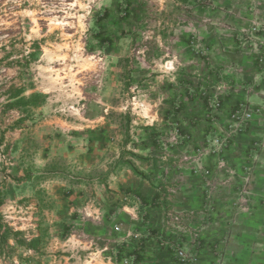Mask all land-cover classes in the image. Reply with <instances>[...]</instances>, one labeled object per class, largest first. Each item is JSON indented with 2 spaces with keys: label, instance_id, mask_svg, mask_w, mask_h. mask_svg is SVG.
<instances>
[{
  "label": "rangeland",
  "instance_id": "rangeland-1",
  "mask_svg": "<svg viewBox=\"0 0 264 264\" xmlns=\"http://www.w3.org/2000/svg\"><path fill=\"white\" fill-rule=\"evenodd\" d=\"M224 47L229 60L216 72ZM244 51H257L260 73L239 68ZM251 78L264 82V0H0V264H200L191 244H202L217 196L227 191L237 212L252 210L253 169L228 157L264 112L245 101L241 84ZM11 86L46 101L26 119L8 108ZM192 109L196 130L184 117ZM124 167L140 185L116 193ZM56 174L86 179L83 191L51 199L44 183ZM192 175L204 195L197 208L188 204ZM141 186L190 210L158 218ZM172 220L191 225L181 231L190 246L161 232ZM36 234L42 241L29 249ZM53 239L75 242L56 248Z\"/></svg>",
  "mask_w": 264,
  "mask_h": 264
},
{
  "label": "crops",
  "instance_id": "crops-1",
  "mask_svg": "<svg viewBox=\"0 0 264 264\" xmlns=\"http://www.w3.org/2000/svg\"><path fill=\"white\" fill-rule=\"evenodd\" d=\"M231 40H232V44H236L237 48L239 47L237 45H241L239 43L240 37L232 38ZM229 47L227 48L224 47L223 49H221L222 51L220 53L215 54V56L213 57V59H215L218 62L217 64H214V67L217 70L216 72L223 71L224 63L222 62H227L229 60V58L225 59V56L226 55L228 56L227 53L230 52V50H228ZM244 52H245L243 53L244 61L241 64V66H239V68L249 67L251 69V73H260L261 71L258 66L259 55L257 51L255 53H252L251 55L247 54V52L249 51H244ZM219 59L224 61L220 62ZM211 71L216 75L215 77H218V74L213 69H211ZM209 78H211V75H209L208 79ZM236 83L237 82H235V84ZM261 84L260 85L254 84L252 78L248 81L247 80L243 81V83L241 84L242 87L247 92H249L248 94H245L246 95L245 101H247L252 106L255 105L264 106V82ZM240 101L243 100L234 99L233 104L235 103L238 104V102ZM193 113H195V111H193L192 109V111L184 117L186 121L189 120L190 129L196 130L199 128V126L202 125L198 124V122L197 123L190 122L191 115ZM192 119H194V117H192ZM205 120L207 121V118ZM200 122L201 121H199V123ZM205 130L208 131L209 129L206 128ZM204 135L205 134H203V136ZM238 140L240 144L234 143L231 146L230 148L231 151L230 150L228 151L229 152L228 154H230L228 155V157H230V159L232 160L231 162H233L236 165V167H239L238 168L239 170L242 169L241 167H245V166L253 169V172L249 174V177L251 178V184L249 185L248 188L249 189L248 191H250V193L252 194L250 198V205L252 209L251 212L250 213H241V211L237 212L234 207V201L231 202L228 192L223 191L217 196V201L219 204H217L218 207L215 206L214 215H213L214 217L210 218L209 222H206L207 224L203 223L206 227L202 233V244L200 245V247H197L196 250H195V245H192L189 242L190 240L188 236H186L185 233L181 232L184 231L187 233V230H189V227H191V225L186 224L183 226L182 225L175 226L177 224L174 223L172 220L173 226L170 225V227L167 228L168 230L161 231L163 233L165 232V235L167 236L169 243L174 242L179 246L184 245L185 247H188L191 244V247L193 248L192 250L197 254L196 256L199 259L198 263L200 264H264V112L262 115L257 116L255 118V121L252 122L250 128L245 132V134L238 137ZM192 144L193 146H196L199 143L194 141ZM254 144L259 145L257 151L253 150ZM70 146L73 145L72 144L69 145L67 151H69L70 153L76 152L77 154H79L78 147L71 148ZM57 149H58L57 145L54 148L50 146L49 151L41 155V158H44V155L45 157H47L43 165L46 164V162L50 157H52L53 155H57L56 154ZM255 152H257L256 155ZM235 154L236 156L242 154L244 159L239 160V158H236ZM80 158H83L82 154ZM75 163H77V161ZM215 164L216 163L214 161V158H208L204 163L205 167L208 169H212L215 166ZM169 168L167 169L166 172H170ZM130 173L131 171H128L127 168L125 167L117 171L116 174L117 177L114 176L115 177L114 184L116 187L114 190L116 193L130 192L131 190H133V186H138V184L140 185V183H137V181H135L134 178L131 177L130 179V177L128 176V174ZM40 174L44 175L47 173H40ZM170 174H172V172L167 174V177H169ZM57 175L58 174H56L55 177L50 176L47 182L44 183L45 187L47 186L46 189L48 190V194L49 195L51 194L50 195L51 199L53 198L60 199V196L63 195L68 196L69 194L74 196L76 195V190H77L76 187L81 188L78 189V191H83L82 186L85 183L86 179L75 178V177L60 178ZM146 179H150V176H147ZM190 179H192L193 182H189L190 185L189 188L191 189L188 191V196L192 197V199L189 200L190 202L188 204L191 207L197 208V206L200 205V202H202L201 199L204 197L203 192L200 191L201 186H199V184L201 183V177L197 178L193 176V178L191 177ZM70 182L72 185H76V186H73L74 189L73 190L71 189L72 191H67L65 187L68 186ZM78 184H80V186ZM41 187L44 186L41 185ZM109 190H111V187H109ZM140 193L145 194L142 196L147 202V208L156 210L157 209L156 206L160 205V208L158 207L159 209L156 211V215H155L156 217H158L159 215L164 217L167 212L171 214L173 213L175 214L177 207L190 210L189 208L182 207L184 205H182V202L177 201L178 199L176 197L172 195L168 197L167 193L164 197V193H165L164 191L161 193H157L155 188L152 186L150 187L147 186V188L142 187V191L140 190ZM186 193L187 192H185V194ZM160 200L161 202L159 204ZM125 209L132 211V209H129L128 207L123 208V210ZM150 220L152 219L149 218V221ZM150 232L151 233L149 234H152L153 236L154 234L157 235L159 233L158 231H154V228L151 229ZM38 236L39 234H36L35 237L37 238ZM74 242L71 239H67V240L65 239L61 241L59 239H53L51 246H55L56 248H59L58 246H61L62 248L70 247V244L71 243L74 244ZM135 255H137V253ZM162 258L163 261H167V263L175 260V256L174 254L172 255L171 252L167 253L165 259L164 257ZM56 260H58L57 257H55L53 261L52 259H50V261H52L51 264L52 263L57 264L58 261ZM45 262L38 261V263L40 264H43ZM96 262L97 264H105V262L100 263L98 260Z\"/></svg>",
  "mask_w": 264,
  "mask_h": 264
},
{
  "label": "trees",
  "instance_id": "trees-1",
  "mask_svg": "<svg viewBox=\"0 0 264 264\" xmlns=\"http://www.w3.org/2000/svg\"><path fill=\"white\" fill-rule=\"evenodd\" d=\"M188 84V79L187 81L184 80L183 85ZM26 88L24 87H16V86H11L10 89L8 90L9 93V98L11 99L12 103H9L8 108H18L21 110L23 114H25V118L27 119L32 111L34 109H37L41 106L44 105L46 101V96L42 95L40 93H33L29 96L26 95ZM194 115V113H193ZM28 116V117H27ZM192 115H191V120H192ZM207 118V117H206ZM190 122H193V120ZM25 121V119H20L18 124H21ZM42 241V236L37 237L36 239H33L31 243L28 245L29 249H37Z\"/></svg>",
  "mask_w": 264,
  "mask_h": 264
}]
</instances>
